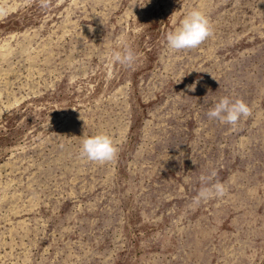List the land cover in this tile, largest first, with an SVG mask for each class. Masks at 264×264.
Wrapping results in <instances>:
<instances>
[{
	"label": "rangeland",
	"instance_id": "1",
	"mask_svg": "<svg viewBox=\"0 0 264 264\" xmlns=\"http://www.w3.org/2000/svg\"><path fill=\"white\" fill-rule=\"evenodd\" d=\"M193 9L212 36L168 49ZM97 134L111 162L79 158ZM0 264H264V0H0Z\"/></svg>",
	"mask_w": 264,
	"mask_h": 264
},
{
	"label": "clouds",
	"instance_id": "2",
	"mask_svg": "<svg viewBox=\"0 0 264 264\" xmlns=\"http://www.w3.org/2000/svg\"><path fill=\"white\" fill-rule=\"evenodd\" d=\"M40 6L44 9L49 7L50 0H39ZM131 13L132 9H130ZM175 12L172 14V16ZM175 23V21H173ZM212 30L204 14L193 9L180 20L179 25L174 30L165 34L166 46L172 51H188L198 48L209 37ZM123 41V38H122ZM111 63H118L124 66H131L135 61V54L128 46H123L121 51H113L109 54ZM196 83L190 87L194 91ZM209 120H217L221 124L235 127L240 119L251 115V109L242 100H231L225 96L219 99L206 113ZM79 149V158L95 163L111 162L115 159L117 148L112 139L106 134L93 136H83ZM216 172H211L208 176H201L202 187L193 198L192 203L198 205L203 200L212 198H223L227 194V188L222 182L212 183Z\"/></svg>",
	"mask_w": 264,
	"mask_h": 264
}]
</instances>
